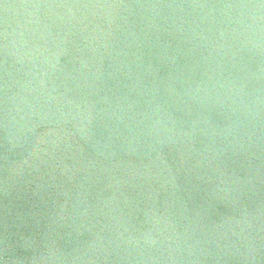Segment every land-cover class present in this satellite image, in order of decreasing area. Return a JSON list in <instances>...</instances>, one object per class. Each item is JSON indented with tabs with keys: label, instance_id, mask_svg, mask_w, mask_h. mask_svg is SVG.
Instances as JSON below:
<instances>
[{
	"label": "clouds",
	"instance_id": "obj_1",
	"mask_svg": "<svg viewBox=\"0 0 264 264\" xmlns=\"http://www.w3.org/2000/svg\"><path fill=\"white\" fill-rule=\"evenodd\" d=\"M3 9L0 264H264V200L198 232L185 221L223 189L196 175L193 207L184 195L191 170L164 160L166 148L209 135L217 116L220 143L204 150L205 163L235 152L241 129L264 152V0H30ZM70 49L68 69L61 57ZM113 52L121 59L105 67ZM84 150L148 159L130 177L139 190L101 168L84 177L111 189L94 210L80 192L70 208L45 211V185L34 177L73 172L66 161ZM255 175L264 184L260 167Z\"/></svg>",
	"mask_w": 264,
	"mask_h": 264
},
{
	"label": "water",
	"instance_id": "obj_2",
	"mask_svg": "<svg viewBox=\"0 0 264 264\" xmlns=\"http://www.w3.org/2000/svg\"><path fill=\"white\" fill-rule=\"evenodd\" d=\"M27 2H30V0H0V26L3 23L4 4L17 5ZM126 2H135V0H126ZM139 2H153V0H139ZM161 2H171V0H161ZM179 2H184V0H179ZM169 42L175 43L171 40ZM76 46H80L78 40L74 47ZM116 51L118 52L119 48ZM75 55V51L70 49L67 54L61 57L62 64L71 69ZM119 59L121 57L116 56V53L113 52L112 58L104 60V65L107 67L109 64H116ZM164 76L165 72L163 70L157 73L158 79ZM222 124V119L217 116L213 121V128L209 130V135L198 134L190 143L177 144L164 150V160L167 164L175 166L182 162L184 168L191 170L185 182L184 195L191 198L190 204L193 207H197L200 203L197 184L194 180L196 175L210 177L213 184H219L223 189L220 197L202 214V217H197L193 213L190 221H185V223L191 222L198 232L207 233L215 224L225 220L239 219L243 210L254 213L260 206L261 201L264 200V184L259 183L255 175L257 167H260L261 173L264 174V152L255 147H248L249 142L244 135L246 129H241L238 133L239 145L235 152L227 153L218 161L209 160L208 163L204 162V150L218 146L220 143L219 138L214 137L212 132L213 130L218 131ZM45 131H47L45 127L37 129L38 133H44ZM198 161L201 162L199 168L196 167ZM66 163H71L74 166L73 172L59 175L58 172L49 168L42 170L34 177V179H38L40 183L45 185L44 204L47 206L44 208L45 211L47 208L61 205L70 208L80 192L86 195L88 205L94 210L99 200L106 198L111 189H106L105 182L98 179L97 175H92L88 181H85L84 177L88 173H98L101 168L108 169L104 175H111L113 183L129 180V184L124 185L125 189L130 192L138 191L139 188L136 187V182L131 181L130 177L148 164L149 161L143 156L124 154H117V156L105 160L84 150L83 155L77 153L71 161H66ZM82 168H86L87 171H81ZM249 180L256 183L257 192L255 194L247 191L251 187L247 183ZM206 187V184L199 185L200 189ZM241 189H243V192L237 195V190ZM164 198V194L159 197L161 202ZM101 220L103 222L102 218ZM261 260H264V256H261ZM203 264H216V261L209 258ZM220 264H242V262L238 258H230L221 261ZM257 264H260V260L257 261Z\"/></svg>",
	"mask_w": 264,
	"mask_h": 264
}]
</instances>
